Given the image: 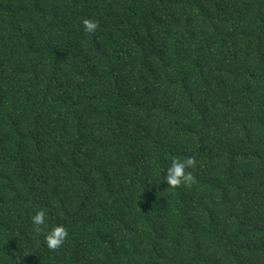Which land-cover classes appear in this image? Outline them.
Returning <instances> with one entry per match:
<instances>
[{
	"label": "trees",
	"instance_id": "obj_1",
	"mask_svg": "<svg viewBox=\"0 0 264 264\" xmlns=\"http://www.w3.org/2000/svg\"><path fill=\"white\" fill-rule=\"evenodd\" d=\"M0 264H264V0H0Z\"/></svg>",
	"mask_w": 264,
	"mask_h": 264
},
{
	"label": "clouds",
	"instance_id": "obj_2",
	"mask_svg": "<svg viewBox=\"0 0 264 264\" xmlns=\"http://www.w3.org/2000/svg\"><path fill=\"white\" fill-rule=\"evenodd\" d=\"M83 25L88 32H94L97 28V23L91 19H84ZM195 166V159L189 157L184 161L174 160L172 166L168 169L166 181L168 185L178 186L181 183H190L192 181L191 173L186 172L188 167ZM33 223L36 226L43 225L45 223V212L43 210L37 211L32 217ZM67 237V231L63 225H57L53 227L46 235L47 245L50 249H56L60 247Z\"/></svg>",
	"mask_w": 264,
	"mask_h": 264
}]
</instances>
